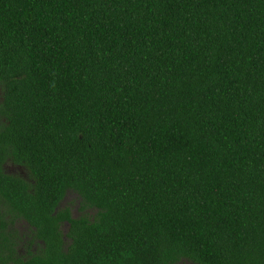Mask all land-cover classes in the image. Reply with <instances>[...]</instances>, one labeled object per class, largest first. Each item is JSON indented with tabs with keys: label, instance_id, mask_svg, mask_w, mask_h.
Segmentation results:
<instances>
[{
	"label": "trees",
	"instance_id": "16d2710c",
	"mask_svg": "<svg viewBox=\"0 0 264 264\" xmlns=\"http://www.w3.org/2000/svg\"><path fill=\"white\" fill-rule=\"evenodd\" d=\"M0 89V264H264V0H0Z\"/></svg>",
	"mask_w": 264,
	"mask_h": 264
},
{
	"label": "rangeland",
	"instance_id": "374dc122",
	"mask_svg": "<svg viewBox=\"0 0 264 264\" xmlns=\"http://www.w3.org/2000/svg\"><path fill=\"white\" fill-rule=\"evenodd\" d=\"M77 202H78V200H77L75 194H69L68 197L66 198L65 202L62 204V207L66 206V207L70 208L72 216L76 217V216L80 215L78 213L77 206H79V205L77 204ZM89 212L93 213L92 210H89ZM66 230H67V226H63L62 232H65ZM180 264H188V263H180Z\"/></svg>",
	"mask_w": 264,
	"mask_h": 264
},
{
	"label": "flooded vegetation",
	"instance_id": "af4514ba",
	"mask_svg": "<svg viewBox=\"0 0 264 264\" xmlns=\"http://www.w3.org/2000/svg\"><path fill=\"white\" fill-rule=\"evenodd\" d=\"M1 101H2V91L0 89V103H1ZM4 122H6V119H5V117H3L0 114V125ZM5 167H6L7 171L10 173L19 172L20 174H22V176H26V173L23 171V169H22L23 167H21V166H16L14 164H5ZM188 264H194V263H188Z\"/></svg>",
	"mask_w": 264,
	"mask_h": 264
}]
</instances>
